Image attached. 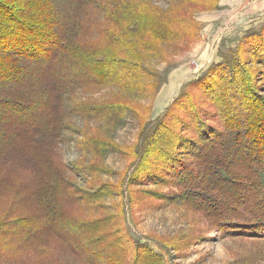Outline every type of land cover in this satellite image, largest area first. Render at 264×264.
Returning <instances> with one entry per match:
<instances>
[{"label": "trees", "instance_id": "obj_1", "mask_svg": "<svg viewBox=\"0 0 264 264\" xmlns=\"http://www.w3.org/2000/svg\"><path fill=\"white\" fill-rule=\"evenodd\" d=\"M174 14L139 0H0V201H10L14 215L27 210L0 222V238L52 234L88 264H164L114 216L69 215L112 187L78 189L57 147L69 116L120 125L135 110L132 100L159 89L148 62L189 33ZM244 40L157 121L141 125L129 181L154 182L162 189L141 191L180 203L222 236L264 239V25ZM107 86L118 87L115 98L74 99L77 90ZM80 142L98 156L120 149L101 134Z\"/></svg>", "mask_w": 264, "mask_h": 264}, {"label": "rangeland", "instance_id": "obj_2", "mask_svg": "<svg viewBox=\"0 0 264 264\" xmlns=\"http://www.w3.org/2000/svg\"><path fill=\"white\" fill-rule=\"evenodd\" d=\"M139 1L175 13L174 16L185 21L180 26L189 33L184 35L183 42L168 43L163 59L148 62V67L158 73L160 87L151 95L132 100L135 110L122 124L103 118L84 120L78 115L69 116L64 140L57 147L68 178L85 191L105 185L112 187L111 194L102 195L99 200L76 203L70 207L69 215L81 219L114 216L113 223L131 239L141 240L162 253L164 264H264V239L222 236L209 228L208 221L180 203H167L141 191L160 189L154 182L129 181L136 165L129 152L139 143L141 125L157 121L181 93L191 90L198 78L221 62L224 54L236 49L242 41L246 46L247 33L259 31L264 25V0H210L213 7H206L207 0ZM260 82L264 85V81ZM118 91L117 86L77 90L74 99L102 102L115 98ZM201 100L212 109L210 101ZM204 118L220 126L217 119ZM84 133L106 136L120 149H112L104 156L94 155L80 142ZM132 191L139 200H130ZM1 201L0 222L27 216L24 215L27 210L14 215L12 203ZM0 264L88 263L50 234L31 241L22 236L0 238Z\"/></svg>", "mask_w": 264, "mask_h": 264}]
</instances>
